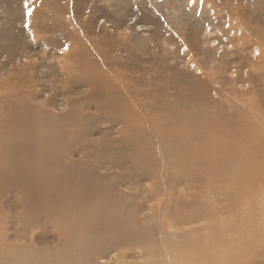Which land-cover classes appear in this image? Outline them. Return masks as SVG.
Returning <instances> with one entry per match:
<instances>
[{
    "label": "rangeland",
    "instance_id": "obj_1",
    "mask_svg": "<svg viewBox=\"0 0 264 264\" xmlns=\"http://www.w3.org/2000/svg\"><path fill=\"white\" fill-rule=\"evenodd\" d=\"M24 3L25 0H0V111L3 113L5 105L10 102V95L12 96L15 90L21 95L12 98L16 102L26 101V93L32 90L36 97L29 100L32 99L36 105L43 104V108L57 121H63L73 110L77 111L76 115L74 114L77 119L74 129L78 130L81 136L69 141L68 147L72 153L70 158L62 160L66 170L64 173L66 181L67 183L72 181L71 191L78 189L84 192L80 199L78 196L71 198L76 209L82 205L92 208L91 205L96 204L98 210L117 207L118 212V209L122 210L120 205L124 203L129 210L133 212L135 210V215L137 214L135 220L140 225L141 234L140 232L139 234L149 235L148 238L156 243L162 242L163 239V244L171 246L172 243L178 242V235H182L180 233L189 232L193 228L198 231L188 238L192 235L199 238L200 235L210 234L211 230L213 232L220 230L215 233L228 243L229 229L225 230L219 221L216 224L218 227L221 225L222 228H214L210 224L207 226L205 221L192 227H184V225L176 227L172 215L164 217L169 215L166 214L168 210L174 211L173 208L181 210L182 202L191 203L189 207L195 211L201 199L204 200L203 203L210 202L217 213L225 215L223 205H226L227 200L218 195L217 185L210 180L214 170L207 171L203 164L196 160L197 162L192 164V170L182 172L176 168L160 170L163 174L169 171V179L165 181L161 179L159 169L157 172L159 176L153 177L154 173L152 175L150 171L153 166L149 162L141 163L136 160L132 162L129 151L135 157L136 147L134 148L129 140L126 141L131 139L132 134L130 130H124L128 126L122 120L108 117V113L97 110L92 103L97 96L89 97L88 87L75 89L74 92L61 87L66 78L63 67H67V73L73 71L74 77H81L80 71L73 66L77 63L75 57L68 53H73L71 48L74 45L63 42L68 36L63 34V31L44 33L40 28L36 26V29L34 28V22L39 21L48 26L60 19L61 23L58 22L57 25L61 24L67 31L70 30L72 34L77 35L71 38L75 43L78 40L80 42L86 40L82 43L87 50L89 48L90 53L92 47L97 46L100 54L103 55L102 60L98 59L106 63V70L115 71L130 88L133 85V89L131 88L133 91L139 92L137 95L140 106L136 109L139 113V123L148 125V134L152 139L162 135L163 127L169 126L172 119L169 107L181 108L180 110L187 112L211 109L210 112H202V115L212 119L220 117L221 114V117L226 113L231 115L238 107V111H244L246 114L244 118L246 121L249 113L251 116V118L248 116L249 120L255 123V120L261 119L257 120L256 124L259 123L264 127V53H261L264 51V0H203L202 5L200 0H196L195 5L190 4L189 0H28L32 9L30 16L24 8ZM180 81L190 85L188 88L187 86L182 88ZM195 82L197 83L194 84ZM200 87L202 93L195 95ZM256 100L262 102H255ZM257 107L262 109L258 111ZM243 108L251 111L245 112ZM252 108L259 116L254 117L256 113ZM38 120V124H41L40 119ZM236 122L233 121L234 124ZM154 138L152 145L159 143L155 147L161 148V145L163 147L165 144L164 148H166V143L162 144V141L160 143ZM168 143L169 151L172 152L173 142ZM122 144L128 151L125 155L118 153ZM142 148L143 145L141 147L143 154ZM179 149L173 151L177 152L178 156L186 154L185 150ZM157 153V160L168 164L165 162L167 157H162L158 149ZM143 156L147 159L144 154ZM261 170L264 183V171ZM185 174L186 177H183ZM153 180L160 181L158 188L155 187ZM258 181L259 179L252 187L253 198L257 197L260 187ZM63 188L64 191L69 190L67 185ZM25 191L27 189L20 181L10 185L8 196L3 200L0 199L2 209H0V217L8 218L6 223L1 220L5 225H0L1 229L6 230L4 233L7 238L4 241L8 245L10 243L9 246L30 248L38 254L60 249L63 241L57 233L55 223L48 222L51 219L41 217L40 211L36 217H33V208L36 207ZM262 191L264 188L261 187L259 194ZM40 192H43L42 189ZM207 195L212 196L209 197L211 200H205L208 198ZM190 199H193V202L199 200L193 203ZM244 205H249L247 199ZM262 205L264 207V204H261V208ZM261 208L257 215L259 219L264 216V208ZM261 211L263 215L259 214ZM103 216L111 218L110 215ZM29 217H32L31 220L25 223ZM160 218L163 219L161 224ZM132 220L134 219L131 217L118 221L112 219L110 221L112 226L105 231V234L112 232L120 237L124 229L117 227L116 224L128 223ZM241 220L239 225L243 228L242 223L245 224L247 220ZM88 222V227H91L92 223L89 219ZM32 224L37 226L27 229V226ZM201 228L202 231H199ZM221 230H225L226 234ZM244 230L237 232L239 236L237 235L232 244L248 246L247 239L253 236V229ZM102 240L103 238L94 243L91 251L93 264H146L152 258L151 252L144 248L141 241L128 242L123 239L127 242L125 245L120 244L117 248H112V244H101ZM203 241L197 243L203 244ZM158 247L157 250L161 246ZM225 247L228 254L232 253L229 246ZM247 258L248 255L244 260ZM245 264H264V249L263 252L255 255L250 263Z\"/></svg>",
    "mask_w": 264,
    "mask_h": 264
},
{
    "label": "bare ground",
    "instance_id": "obj_2",
    "mask_svg": "<svg viewBox=\"0 0 264 264\" xmlns=\"http://www.w3.org/2000/svg\"><path fill=\"white\" fill-rule=\"evenodd\" d=\"M59 20H57L55 24H50L48 26L37 21L36 23L34 22V28L36 26L40 28L44 33H58L63 31V34L68 36V38L63 42L74 45L71 48L73 53H68L69 55L72 54L75 57L77 63L73 66L76 67L77 71H80L81 77H74L75 75L73 71L67 73V67L65 66L63 67V74L64 76L66 74V78L62 82L61 87L63 89L72 90L73 92L75 91V89L80 90L84 87H88V89L90 90L89 97L92 95L97 96L96 99L92 102L97 110L108 113V117L112 116L116 120H122L123 123L128 126V128H124V130H130L132 133L131 139H126V141L129 140L133 147H136L135 157L133 156V153L129 151V158H131L132 162L134 160L141 161V163L149 162L150 165L153 166L150 170L152 172V175L154 173L153 177L159 176L157 175L159 169V174H161L162 176L161 179L166 181V179L169 177V171L166 169V171L168 172L163 174V172H161L160 170L164 168H176L180 169V172L184 170H192V164L196 160L200 161L207 171L214 170V173H212V175L210 176V180L212 183L217 185L216 190L218 195L223 196L225 200H227L225 202L226 205L222 204L224 206L223 209L225 215L223 213H221L223 215L217 213L216 208L210 202H207L208 200H211L210 198L212 197L209 196V198L208 194V198H205V200L207 199V203H203V199H198L199 205L197 206V208H195V211L189 207L191 206V203H189V201V204H187L186 202H182L181 210L179 208H173L174 211H172L171 207H169L171 210L165 209L168 210V213L166 214L169 215L164 217H169L170 215H172L174 225L176 227L181 225H184V227H192L196 224L199 225V223H203L201 221H205L207 223V226L209 224L210 226L213 225L214 228H222V225L225 230L229 229V234H227L230 236V238L228 240V243H225L224 239L216 234L220 230H215L214 232L213 230H211L210 234H203V237L200 235V237L198 236L199 238H197L196 235L194 237L192 235V237L188 238L191 234H194L198 231L193 228L192 230H190L191 233H189L190 231H187L188 233H180L182 235H178V242L172 243L173 245L171 246H167L165 243L163 244V239L161 240L162 242L157 241L158 243H156L155 241H153V239L148 238L149 235H145V233L143 235H140V225L139 222L135 220L137 214L135 215V210L134 212L132 210H129L124 205V203L120 205L122 207V210L120 211L118 209V212L117 207L98 210L96 204L91 205L92 208L90 206L87 207V205H82L76 209V207L73 205L74 202L71 201V198L78 196V198L80 199L82 193L84 192L78 191V189H74L73 191H71L70 188L72 186L70 184L72 181H70L69 183H67L66 181L64 175L66 170L64 167L65 165L63 166L62 160L67 159L72 153V151L68 147L69 141L77 139L81 136V133L78 132V130L74 129V126L76 125L75 121L77 120L75 119L74 114L77 111L73 110L67 117H65L64 120H66L68 123H66L64 120L57 121L54 119L55 117H52L51 114L43 108V104L36 105L35 103H33L32 99H34V97L36 96L32 92V90L29 89L30 92L28 91L26 93V101L21 102H16L12 99L14 97L21 96L18 90H15L13 91L12 96L10 95V102L9 104L5 105L3 113L2 111H0V199L2 198L3 200L8 196L7 192L8 189H10V185L20 181L24 183V188L26 187L27 189V191L25 192L28 197L32 198V200L34 201L33 205L36 207L33 208V217H36L37 213L40 211L41 217L51 219L48 220V222L50 221L55 223L57 227V233L60 235L63 242L60 249L56 251H53L51 253L38 254V252L30 248L9 246L11 244L9 243L8 245V243L4 241V239L6 240L7 238L5 237L6 230L0 228V264H50L51 261L52 264H81L83 262H85L86 264H93L91 251L93 250L94 243L102 238L103 240L101 244H112V248H117L120 244L125 245V243L127 242H124L123 239L128 242L141 241L144 248L149 250V252H151L150 254L152 255V258L146 264L250 263L255 258V255L263 252L264 249V216L260 219L257 216L258 211L261 208V204H264V191L259 194L260 188H264V183L262 180L263 172L261 170L263 169L264 171V127L259 123V126L258 124H256V121L261 119H257V117V120H255L252 116V119L255 120L254 123V121L248 119V116H250L248 113V121H246V119H244L246 118V114H244V111H238V107L237 110L232 111L234 113H232L231 115H226V113L223 114L225 115L224 117H221V114V118L215 117L214 119L202 115V112H210L211 109L202 110L201 112L200 110H198L197 112H187L180 110L181 108L172 109L169 107L172 118L169 122V126L166 125V127H163L164 132H162V135H155L156 137H153L155 140H158V142L162 141V144L163 142L166 143V148H164L165 144L163 147L161 145V148L155 147L159 143H156V145H152L153 138L151 139L149 137L147 130L148 125L139 123V113L138 110H136L137 106H140L137 95V93L139 92L136 93L135 91H133V85L131 86V89L115 71L106 70V63H103L98 59L100 58L102 60L103 55L100 54L99 48L97 46H93L90 53L88 52L89 48L87 50V48L83 46V43L86 40L84 42L82 41L83 43L79 40L77 41V43H75L71 39L75 34H72L70 30L67 31L66 27H64L63 25H57L58 22L61 23V21ZM77 28L78 27L76 26L75 29ZM91 44L93 45V43ZM261 53H264V51ZM68 56L67 58H69ZM192 64L193 66H195L193 61ZM123 71H125V69ZM155 73H157V70L155 71ZM196 83L197 82H195L194 84ZM179 84H182L181 87L187 86V88L188 85H190L186 84L183 81H180ZM194 86L196 87V85ZM194 86L193 88L195 89ZM29 87L32 88L30 84ZM149 89L151 90V88ZM202 91L203 90L200 87L198 88L197 93H194L195 95H197L202 93ZM155 92L157 91L155 90ZM186 97L188 96L186 95ZM30 98L32 99L29 100ZM257 101L258 100H256L255 102ZM259 101V103L262 102L261 100ZM255 102H253V104H255ZM253 104H251V106ZM190 106L194 107V105ZM1 108L3 109L2 105ZM262 108H258V111H260ZM254 109H256V107ZM254 109L253 111L255 112ZM162 111L166 112L165 110ZM247 111L250 112L251 110ZM247 111L245 110V112ZM257 115L259 116V114L256 113L254 117H256ZM38 119H40L41 124H38ZM233 121H235L236 124H234ZM153 132L157 133V131ZM145 138L148 141L145 140ZM166 140L173 142V145H171L173 147L172 152L169 151V147L167 145L169 141L166 142ZM142 145L144 146V148H142L143 154L147 157V159L141 152ZM125 148L126 147H124V145L122 144V147L119 148L118 153H122L125 155V152H128L125 150ZM177 148H180V151L185 150L186 154L183 156H178V153L175 152L177 151ZM109 149L110 148H108V150ZM157 149L159 150V153L162 154V157H167V160L169 162L167 160L165 162H167L168 164H163L161 161L157 160ZM126 156L128 157V155ZM173 159L176 162L173 161ZM201 170H203V168ZM183 177H186V174ZM257 179H259L258 182L260 184V187L257 192V197L253 198L251 196L252 187H254ZM153 182L155 181L153 180ZM159 182H155L156 188H158V185L160 186ZM64 185H67V187L69 188L68 191H64ZM41 189L43 192H40ZM170 199L168 201H170ZM193 199L190 200H192L193 202ZM245 199L249 201V205H244ZM167 204H169V202H167ZM90 209H92L93 211H89ZM261 213L262 211L259 214ZM104 214L110 215L111 218L108 219L104 217ZM130 217L134 220L128 223L116 224L117 227H121L124 229L120 237L113 234L112 232H107L105 234V231L112 226L110 223L112 219L118 221L120 219ZM219 217L221 218L219 219ZM222 217L225 221H223ZM31 218L32 217H29L25 223L31 220ZM2 219L6 223L8 218L6 216L3 218L2 216L0 217V225H5L1 221ZM88 219L92 223L91 227H88ZM228 219L230 220L227 221ZM241 219L247 220H244L245 224L242 223L243 228H241L239 225V221ZM162 221L163 219L160 218V224ZM218 221L221 224L219 225V227L216 224ZM35 226L37 225L32 224L30 226H27L28 228H25L29 229V227L31 228ZM238 227L241 230H239ZM246 228L250 230L251 228L253 229V236H251V238L248 237L249 239H247L248 246L243 247V245L232 244V242L236 240L237 235L239 236V233L237 232L243 231ZM225 230L221 231L225 233ZM151 231L154 232L153 230ZM199 231H202V228ZM244 231L249 232V230ZM242 234L243 233H241V235ZM191 238L197 241H194ZM201 241H203L204 243H197ZM158 246L161 247L159 248ZM225 246H229L230 249H232V253L229 252L228 254V252H226ZM36 247L38 246L36 245ZM157 247L159 248V250H157ZM170 247H173V250L169 249ZM80 254H84V256H80ZM246 255H248V258L244 260V257Z\"/></svg>",
    "mask_w": 264,
    "mask_h": 264
},
{
    "label": "snow or ice",
    "instance_id": "obj_3",
    "mask_svg": "<svg viewBox=\"0 0 264 264\" xmlns=\"http://www.w3.org/2000/svg\"><path fill=\"white\" fill-rule=\"evenodd\" d=\"M189 3L192 4V5H195L196 3V0H189ZM200 3L201 5L203 4V0H200ZM24 8L27 10L29 16L31 15V11L32 9L30 8L29 6V3H28V0H25V3H24Z\"/></svg>",
    "mask_w": 264,
    "mask_h": 264
}]
</instances>
